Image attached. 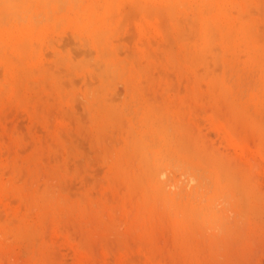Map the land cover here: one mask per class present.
<instances>
[{
	"label": "rangeland",
	"instance_id": "374dc122",
	"mask_svg": "<svg viewBox=\"0 0 264 264\" xmlns=\"http://www.w3.org/2000/svg\"><path fill=\"white\" fill-rule=\"evenodd\" d=\"M0 33V264H264V0H0Z\"/></svg>",
	"mask_w": 264,
	"mask_h": 264
},
{
	"label": "bare ground",
	"instance_id": "6f19581e",
	"mask_svg": "<svg viewBox=\"0 0 264 264\" xmlns=\"http://www.w3.org/2000/svg\"><path fill=\"white\" fill-rule=\"evenodd\" d=\"M3 1H4V0H3ZM150 1H151V0H150ZM154 1H155V0H154ZM1 2H2V1H1ZM154 3H155V2H154ZM117 8H118V7H117ZM117 8H116V9H117ZM141 8H142V7H141ZM154 8H155V7H154ZM154 8H153V9H154ZM59 9H60V8H59ZM214 9H215V8H214ZM140 11H141V10H140ZM159 11H161V10H159ZM214 17H215V16H214ZM214 17H212V19H214ZM224 17H225V16H224ZM42 19H43V18H42ZM221 19H222V18H221ZM223 21H224V20H223ZM226 21H227V20H226ZM226 21H225V22H226ZM212 23H213V21H212ZM47 24H48V23H47ZM52 26H53V25H52ZM52 28H53V27H52ZM42 29H43V27H42ZM13 30H14V29H13ZM219 31H220V30H219ZM16 32H17V31H16ZM30 32H31V31H30ZM37 32H38V31H37ZM46 32H47V31H46ZM0 34H1V33H0ZM47 34H48V33H47ZM53 34H54V33H53ZM240 34H243V33L240 32ZM219 35H220V34H219ZM229 35H230V34H229ZM237 35H238V34H237ZM9 36H10V34H9ZM16 36H18V35H16ZM141 36H142V35H141ZM238 36H239V35H238ZM226 37H227V35H226ZM2 38H3V37H2ZM2 38H1V39H2ZM229 38H230V36H229ZM226 39H227V38H225L224 41H226ZM232 41L234 42V40H232ZM243 45H244V44H243ZM39 48H40V47H39ZM43 48H44V46H43ZM43 48H42V49H43ZM245 48H246V47H245ZM212 49H213V48H212ZM250 49H251V48H250ZM9 55H10V54H9ZM40 55H41V54H40ZM11 56H12V55H11ZM37 57H38V56H37ZM15 59H16V58H14V60H15ZM38 59H39V58H38ZM12 60H13V59H12ZM34 61H35V60H34ZM229 61H230V60H229ZM237 62H238V61H237ZM29 64H30V63H29ZM233 64H234V63H233ZM224 65H225V64H224ZM236 65H237V64H236ZM31 66H32V64H31ZM210 66H212V65H210ZM110 67H111V66H110ZM215 69H217V68H215ZM235 69H236V68H235ZM113 71H114V70H113ZM18 73H19V72H18ZM218 73H219V72H218ZM233 73H234V72H233ZM218 75H219V74H218ZM85 76H86V74H85ZM86 77H87V76H86ZM94 78H95V77H94ZM23 79H24V78H23ZM95 79H97V78H95ZM0 80H1V79H0ZM21 83H22V82H21ZM21 83H20V84H21ZM2 85H3V87H4V84H3V83H2ZM217 85H218V84H217ZM7 86H9V85H7ZM7 86H5V88H6ZM228 87H229V86H228ZM2 93H3V92H2ZM9 93H10V92H9ZM153 111H154V110H153ZM216 122H217V121H216ZM213 124H215V123H213ZM216 125H218V124H216ZM128 137H129V136H128ZM228 139H229V138H228ZM228 141H229V140H228ZM230 142H231V141H230ZM228 143H229V142H228ZM128 146H129V145H128ZM238 156H239V155H238ZM242 157H243V156H242ZM240 158H241V157H240ZM168 164H169V163H168ZM159 169H160V168H159ZM163 171H164V170H163ZM163 171H162V170L158 171V175H160V177H162L163 174H165V173H163ZM4 172H5V171H4ZM164 172H165V171H164ZM167 172H168V171H167ZM170 172H171V171H170ZM170 172H169V174H170ZM173 173H174V172H173ZM1 174H2V173H1ZM3 174H4V173H3ZM185 174H186V173H185ZM255 174H256V173H255ZM182 175H183V174H182ZM256 175H258V174H256ZM256 175H255V176H256ZM259 175H260V174H259ZM164 176H165V175H164ZM164 176H163V177H164ZM0 177H1V176H0ZM155 177H156V175H155ZM155 177H154V178H155ZM167 177H168V176H167ZM181 177H182V176H181ZM188 177H189V176H188ZM191 177H192V176H191ZM154 178H153V180H154ZM168 178H169V177H168ZM168 178H167V179H168ZM10 179H11V178H10ZM196 179H197V178H196ZM6 180H7V179H6ZM8 180H9V179H8ZM159 180H161V179H159ZM189 180H190V177H189ZM191 180H192V183H194L195 179H194V180L191 179ZM9 181H10V180H9ZM143 181H144V180H143ZM163 181H165V180H163ZM0 182H1V181H0ZM5 182H6V181H5ZM13 182H14V181H13ZM161 182H162V180H161ZM167 182H169V181L167 180ZM182 182H183V181H182ZM162 183H164V182H162ZM171 183H172V178H171ZM188 183H189V182H188ZM190 183H191V181H190ZM195 183H196V182H195ZM6 184H7V183H6ZM157 184H158V183H157ZM155 185H156V184H155ZM164 185H165V184H164ZM167 185H168V184H167ZM186 185H187V184H186ZM156 186H157V185H156ZM171 186H173V185H171ZM186 187H187V186H186ZM7 188H8V187H7ZM11 188H13V187H11ZM183 189H184V188H183ZM31 191H32V190H31ZM36 191H37V190H36ZM162 191H163V190H162ZM170 192H171V189H170ZM43 193H44V192H43ZM47 193H48V192H47ZM160 193H161V192H159V194H160ZM163 193H164V192H163ZM166 193H167V192H166ZM6 194H8V193H6ZM9 195H10V194H9ZM11 195H12V194H11ZM167 195H168V194H167ZM169 195H170V194H169ZM191 195H192V194H191ZM161 196H163V195H161ZM1 197H2V195H1ZM165 197H166V196H165ZM167 197H168V196H167ZM177 197H178V196H177ZM13 198L15 199V197H13ZM22 198H23V197H22ZM22 198H21V199H22ZM27 199H28V198H27ZM160 199H161V198H160ZM168 199H169V198H168ZM0 200H1V198H0ZM11 200H12V199H11ZM24 200H25V199H24ZM161 201H162V200H161ZM167 201H168V200H167ZM170 201H171V199H170ZM1 202H2V201H1ZM1 202H0V203H1ZM11 202H12V201H11ZM24 202H25V201H24ZM2 203H3V202H2ZM26 203H27V201H26ZM167 203H168V202H167ZM33 204H34V203H33ZM0 205H1V204H0ZM25 205H26V204H25ZM41 205H42V204H41ZM180 205H181V204H180ZM2 206H5V204H4V205L2 204ZM53 206H54V205H53ZM56 207H57V206H56ZM190 207H192V206H190ZM3 208H4V207H3ZM5 208H6V206H5ZM5 208H4V209H5ZM177 208H178V207H177ZM180 209H181V208H180ZM8 211H9V209H8ZM14 211H15V210H14ZM20 211H21V209H20ZM20 211H19V212H20ZM180 211H181V210H180ZM10 213H12V212H10ZM184 213H185V212H184ZM186 213H187V212H186ZM12 214H14V213H12ZM20 214H21V213H20ZM8 215H9V214H8ZM22 216H23V215H22ZM182 216H183V215H182ZM198 216H199V214H198ZM203 216H204V215H203ZM12 217H13V216H12ZM17 217H18V216H17ZM196 217H197V216H196ZM26 218H27V217H26ZM20 220H21V219H20ZM8 221H9V220H8ZM13 221H14V220H13ZM24 221H25V220H24ZM1 222H2V221H1ZM16 222H17V221H16ZM20 222H21V221H20ZM2 223H3V222H2ZM9 223L12 225V222H11V221H10ZM21 224H22V223H21ZM16 227H17V226H16ZM20 227H21V226H20ZM6 228H7V227H6ZM10 229H11V228H10ZM5 235L8 236L7 234H5ZM5 235H4V236H5ZM6 236H5V237H6ZM0 240H2V239H0ZM3 240H4V238H3ZM3 240H2V241H3ZM3 242H4V241H3Z\"/></svg>",
	"mask_w": 264,
	"mask_h": 264
}]
</instances>
